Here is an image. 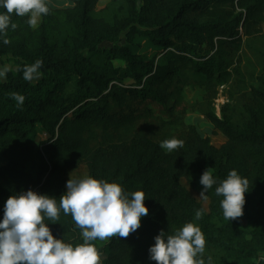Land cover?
Masks as SVG:
<instances>
[{"label":"trees","instance_id":"obj_1","mask_svg":"<svg viewBox=\"0 0 264 264\" xmlns=\"http://www.w3.org/2000/svg\"><path fill=\"white\" fill-rule=\"evenodd\" d=\"M67 1L71 7L46 2L36 26L28 14L11 13L0 35V58L16 66L0 79V218L7 198L29 188L59 203L70 173L85 167L127 192L142 190L149 209L127 237L93 241L102 264H156L148 252L154 237L187 222L205 236L197 256L205 264L209 257L211 264H264V0ZM138 37L152 42L153 58L134 52ZM37 60L33 83L23 70ZM222 87L230 102L218 117ZM187 89L201 98L188 103ZM13 93L25 97L22 105ZM190 113L212 134L202 136ZM171 138L182 146L162 148ZM208 168L216 183L205 208L183 181L194 189L191 176ZM233 169L248 189L244 214L230 220L215 189ZM45 223L54 237L83 242L70 213L61 209Z\"/></svg>","mask_w":264,"mask_h":264},{"label":"clouds","instance_id":"obj_2","mask_svg":"<svg viewBox=\"0 0 264 264\" xmlns=\"http://www.w3.org/2000/svg\"><path fill=\"white\" fill-rule=\"evenodd\" d=\"M0 35H3L11 21V13L18 16L28 14V24L34 26L38 17L47 14L46 0H0ZM13 29L15 23H11ZM7 39L4 43H7ZM41 61L25 66L23 76L32 80L39 76ZM18 105L24 103L23 95L13 93ZM183 141L171 138L162 141L161 147L172 151L182 146ZM72 173V172H71ZM66 181V191L59 196L38 193L31 188L10 195L0 218V264H102L101 254L93 241L119 236L127 237L141 226V218L149 213L142 190L125 191L122 186L91 175ZM216 183L210 168L201 177L203 186L200 197L206 199V192ZM248 180L236 170L219 182L215 192L222 196L220 201L223 215L234 220L244 214L245 193ZM71 214L82 229L83 242L77 245L65 242L53 235L46 219L56 221L59 212ZM203 210L196 212L199 219ZM149 249V258L156 264H205L197 259L205 250V236L198 225L185 223L175 234H166L161 229L154 237ZM211 264V257L208 258Z\"/></svg>","mask_w":264,"mask_h":264},{"label":"rangeland","instance_id":"obj_3","mask_svg":"<svg viewBox=\"0 0 264 264\" xmlns=\"http://www.w3.org/2000/svg\"><path fill=\"white\" fill-rule=\"evenodd\" d=\"M46 2L52 8H68V7L72 6V3H70L67 0H46ZM103 4L104 3H102L100 6H103ZM39 22H40V17H38L36 25H38ZM36 25H34V26H36ZM123 43H124V41H123ZM133 50L136 54L143 55L147 59L153 58V56H155V54L157 53V50L153 46L152 42L149 39L141 38V37H138L135 40V42L133 44ZM15 69H16L15 63L12 61L11 57L0 58V79L1 80H4V76L8 71H12ZM38 79H39V76L37 78L30 80V81L35 83ZM202 93L203 92H201V91H192L191 89H187L185 91L184 98L186 99V101L188 103L194 104L199 98H201ZM219 97H220V98H218L219 101L215 102V104L213 106V110L217 114L218 117H221L222 116V108L226 104H228V102H230V100L228 98V94H227L226 89L221 90ZM236 107L238 108V110L240 112V106L236 105ZM190 116L194 119L195 122L197 121L198 130L202 136L212 134L211 126L202 117H199V116L194 115L192 113H190ZM42 136L43 135L41 134V137ZM213 142H214V144L219 146L222 144L223 141L221 138H215L214 137ZM3 164H5V159L0 153V166ZM71 175L73 178L83 177L85 175H88V170L85 167H80L78 170L72 172ZM200 177L201 176H199V175H192L191 176V179L195 180V182H196V187L194 189L188 184L187 180H184L183 184L188 190L191 191L193 196L203 204V206L205 208H208V204H209L208 201L205 199H202L200 197V193H201V190L203 188V186L200 184ZM69 178H70V176H69ZM108 239L109 238H106L105 240H99L98 239V244L101 246L105 242H107Z\"/></svg>","mask_w":264,"mask_h":264},{"label":"built area","instance_id":"obj_4","mask_svg":"<svg viewBox=\"0 0 264 264\" xmlns=\"http://www.w3.org/2000/svg\"><path fill=\"white\" fill-rule=\"evenodd\" d=\"M223 89H224V87H222V88L220 89V93H221V90H223ZM219 96H220V94H219ZM218 98H220V97H218ZM218 98L216 99L215 102H218V101H219Z\"/></svg>","mask_w":264,"mask_h":264}]
</instances>
